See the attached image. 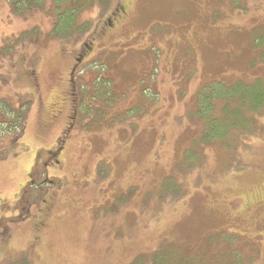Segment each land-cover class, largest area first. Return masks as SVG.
Instances as JSON below:
<instances>
[{
	"label": "rangeland",
	"instance_id": "1",
	"mask_svg": "<svg viewBox=\"0 0 264 264\" xmlns=\"http://www.w3.org/2000/svg\"><path fill=\"white\" fill-rule=\"evenodd\" d=\"M10 1L0 0V264H159L164 250L209 260L229 233L245 264H264V107L228 145L201 140L194 113L211 82L264 79V0H79L85 28L69 39L52 34L51 1L26 13ZM117 3L127 16L71 76Z\"/></svg>",
	"mask_w": 264,
	"mask_h": 264
},
{
	"label": "trees",
	"instance_id": "2",
	"mask_svg": "<svg viewBox=\"0 0 264 264\" xmlns=\"http://www.w3.org/2000/svg\"><path fill=\"white\" fill-rule=\"evenodd\" d=\"M46 1L47 0H11L8 2V6L10 11L14 10V13H26L35 11L38 7L42 8L43 5H46ZM49 1L52 2L53 6V35H59V38L69 39L76 32H80V30L83 29L84 25L78 21V12L84 5H78L79 0ZM98 1H101L102 5L105 4V1ZM72 72L73 69L71 70V73ZM224 84L225 85L220 86L211 82L209 85H206L207 87L203 86L197 94L194 113L196 114L195 117L197 120L202 124L201 140L224 142L225 145H228L230 140L233 141L239 134L242 137H247L248 134L251 133L253 129L251 114L257 113L264 107V79L249 84L243 82H237L228 86H226L225 82ZM214 113L216 115H214ZM66 131L67 129L64 130L65 139L68 140ZM61 145L64 147V144H60L58 146L59 151H62ZM193 146L194 144H192L191 147ZM188 151L192 153L193 149L190 148L187 150L185 155L189 153ZM57 154H59V152L56 153L55 157ZM171 181L172 180L167 179L164 184L171 189V192L176 194L179 190V186L173 182L171 186ZM40 185L43 184L41 183ZM22 193L20 194V201L18 204L22 202ZM25 202L26 201L23 203ZM241 239L242 237L240 238L236 233L226 234L224 245L219 246L221 249L216 252L214 244H210L212 257L209 260H203L198 256H193L183 257L179 261H172L174 256L165 250L162 253L156 254L155 260H160L161 262L159 264H170L169 262H174V264H191L197 259L204 264H245V256L241 251ZM216 240L217 239L212 238L210 243H215ZM169 251L175 250L172 248Z\"/></svg>",
	"mask_w": 264,
	"mask_h": 264
},
{
	"label": "flooded vegetation",
	"instance_id": "3",
	"mask_svg": "<svg viewBox=\"0 0 264 264\" xmlns=\"http://www.w3.org/2000/svg\"><path fill=\"white\" fill-rule=\"evenodd\" d=\"M127 7L128 6L126 4H118V3L115 4L113 6V8L110 10V12L107 13L105 15V17L99 21V23L96 27V30L93 33V35L91 36V38L89 40H86V42L83 41L80 43L79 48L76 51V56L78 58L75 59V61L73 62V64L69 68L70 73H71V70L73 69V73L71 74V76L76 73L78 66H80L83 63L81 60L88 57V56L93 55L94 50H95V46L101 45V43L106 40L107 35L116 31L117 25L119 24V22H121L128 14ZM103 52H105V50H103ZM31 72L32 71H28V74L24 72V75H30ZM68 81H70V79ZM62 143H64V141L60 140L58 145H60ZM53 149H54L53 152L49 151L50 152L49 153L50 160H54L52 158V155H56V153L59 152L57 144ZM54 161L55 162H52L53 164H56V163L58 164L57 160H54ZM49 164H50V162H49ZM28 183H30V181ZM44 207H45V205H43V208ZM45 209L46 208H44L43 211H45ZM12 219H14V215H13V218H11L10 220H12ZM2 222H3V220H1V224H2ZM1 230H4V232L2 234L3 238L8 239V236H6V235H8V230L5 229V227L3 225H2Z\"/></svg>",
	"mask_w": 264,
	"mask_h": 264
}]
</instances>
